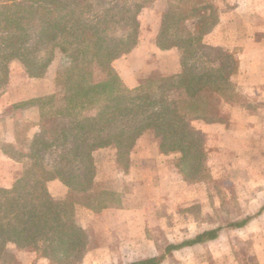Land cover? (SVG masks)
<instances>
[{"label":"trees","instance_id":"16d2710c","mask_svg":"<svg viewBox=\"0 0 264 264\" xmlns=\"http://www.w3.org/2000/svg\"><path fill=\"white\" fill-rule=\"evenodd\" d=\"M143 6L134 0H0V95L9 84L10 61L21 62L30 77H42L58 52L69 59L64 96L49 94L26 102L38 104L40 131L32 139H22L27 142L24 149L3 145L20 164V172L12 187H0V264H11L9 243L49 264L83 261L90 229L76 222L73 200L54 197L47 183L60 179L85 193L95 209L113 203L109 193L88 194L99 148L115 146L118 162L127 166L129 161L122 160L139 137L149 134L161 152L177 158L173 162L185 178L189 166L196 170L191 179L208 176V151L192 119L200 114L203 91H217L229 99L238 53L202 42L217 22L214 0H169L157 43L179 49L181 70L130 88L113 62L137 45ZM97 68L105 76L95 82ZM92 108L97 109L94 115L84 113ZM263 209L126 264H160L175 250L214 240L225 228L246 226Z\"/></svg>","mask_w":264,"mask_h":264},{"label":"rangeland","instance_id":"374dc122","mask_svg":"<svg viewBox=\"0 0 264 264\" xmlns=\"http://www.w3.org/2000/svg\"><path fill=\"white\" fill-rule=\"evenodd\" d=\"M134 2L146 6L151 0ZM261 35L264 37V31ZM137 58L135 56V60ZM68 67L69 59L58 52L43 75L48 73L49 79L45 83L52 85L50 94H55L57 99L64 96ZM116 67L124 72L132 66L122 60L116 62ZM25 72L21 62L16 59L10 61L11 83L18 85L19 82L25 81L30 77ZM104 76V72L97 68L94 70L93 80L98 82ZM159 76L161 74L157 71L140 74L135 83H147L149 77ZM241 81V87H244L250 85L253 79L247 77ZM134 87L136 86L132 88ZM247 95L254 96L249 91ZM248 105L253 106L254 103L250 102ZM24 106L25 110L19 116L20 121L39 119L37 103L36 110H33V102L25 103ZM96 111L97 109L92 108L86 109L84 113L94 115ZM219 113L212 116L211 120H225L226 114L221 116ZM0 121H5V117H0ZM226 122L228 132L217 131L219 135L207 138V146L204 133L198 130L204 139L203 146L211 150L210 153L208 151L205 161L208 176L203 179H191L196 175L195 167L192 166L185 167L189 173L185 178L175 167L173 161L177 158L173 155L163 156L162 159H141L144 175L149 177V180L144 184L129 186L134 196L127 200V205L131 209L138 206L145 212L143 215L139 212L140 218L138 212L131 216L129 213L112 211L98 214L93 223L89 224L91 242L83 261L79 264H126L163 252L171 242H179L204 229L226 225L261 210L264 207V117L256 123V132H259L256 136L244 132L243 129L249 127L239 126V121ZM201 123L203 121H194L197 127H202ZM145 138L146 141L143 140L139 147L144 151L148 148L147 140H156L153 136ZM25 144L27 142L21 140L17 146L21 149ZM127 159L122 161H129V155ZM141 217L145 219L144 228L143 223L139 222ZM6 254L11 264H49L43 259H37L34 253L7 249ZM162 264H264V209L246 226L225 228L214 240L176 250L169 254Z\"/></svg>","mask_w":264,"mask_h":264},{"label":"crops","instance_id":"0c3cea01","mask_svg":"<svg viewBox=\"0 0 264 264\" xmlns=\"http://www.w3.org/2000/svg\"><path fill=\"white\" fill-rule=\"evenodd\" d=\"M168 1L151 0L150 4L142 7L138 14L140 31L137 45L113 62V66L130 88L138 85L135 81L137 82V76L140 74L157 71L161 75H170L179 73L181 70L179 49L176 46L161 48L157 43L161 30V16ZM214 6L218 14L217 22L203 35L202 42L207 46L237 51L239 64L237 72L231 76L233 87L229 90L231 92L229 99L213 90L203 91L199 98L201 111L192 119V125L197 131L204 133L205 146L208 145V137H216L220 134L218 132L223 130L225 133L228 132L226 121H239V126L249 127L244 128V132L256 136L259 134L256 132V123L262 121L264 117L262 115L264 113V37L261 35L264 31V0H214ZM135 56L138 57L136 60ZM122 60H126V64H131V69L119 71L116 62ZM47 77L48 73L43 77H28L18 85L11 83L10 78L7 89L0 95V117H5V121H0V187H12L20 172V164L4 152L3 145L5 143L17 145L23 138L32 139L40 131L39 119L20 121L19 116L23 114L27 101L52 93V85L45 83L49 79ZM247 77L252 78L253 82L241 87V79ZM248 91L254 96H246ZM247 102H253L254 105L250 106ZM33 110H36L35 104H33ZM217 113L221 116L226 114L225 120L221 122L211 120V117ZM194 121H203L202 127L194 125ZM145 137L150 138V135L144 134L139 137L129 155L131 161L129 160L128 166L118 162L117 150L113 145L95 150L94 186L88 194L98 191L111 194L115 200L108 206L95 209L94 204L91 206L85 200V193L71 189L57 178L48 181L49 192L56 198H71L75 206V220L85 228L93 223L98 214H106L109 211L129 213L130 216L136 212L139 214L141 211L140 214L143 215L145 210L142 208L137 206L131 209L127 205V200L134 196L129 186L144 184L149 180L147 179L149 177L144 175L145 170L144 165L140 164V162L143 163L141 159L150 157L162 159L163 156H167L161 152L158 141L153 139L147 140L149 142L146 151L140 150L143 140L146 141ZM207 151L210 153V148L207 147ZM171 169L175 168L171 167ZM139 222L143 223L144 228L145 219L141 217ZM138 226L140 227L139 223ZM133 236H140V234H133ZM190 247L192 246L181 249ZM7 249H13L15 252L23 251L13 243H9Z\"/></svg>","mask_w":264,"mask_h":264}]
</instances>
